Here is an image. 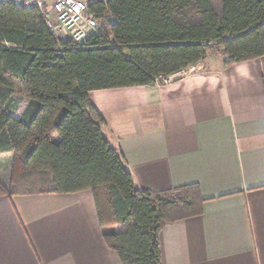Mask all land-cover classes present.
<instances>
[{"label":"trees","instance_id":"obj_1","mask_svg":"<svg viewBox=\"0 0 264 264\" xmlns=\"http://www.w3.org/2000/svg\"><path fill=\"white\" fill-rule=\"evenodd\" d=\"M88 12L103 28L78 43L39 9L0 6V196L90 190L121 263L162 264L163 228L206 199L198 184L137 187L91 92L156 83L216 51L227 65L264 56V0H91Z\"/></svg>","mask_w":264,"mask_h":264},{"label":"crops","instance_id":"obj_2","mask_svg":"<svg viewBox=\"0 0 264 264\" xmlns=\"http://www.w3.org/2000/svg\"><path fill=\"white\" fill-rule=\"evenodd\" d=\"M224 61L91 92L137 187L198 184L206 199L202 214L163 228L162 264H264V56ZM0 264L122 263L84 190L0 196Z\"/></svg>","mask_w":264,"mask_h":264},{"label":"built area","instance_id":"obj_3","mask_svg":"<svg viewBox=\"0 0 264 264\" xmlns=\"http://www.w3.org/2000/svg\"><path fill=\"white\" fill-rule=\"evenodd\" d=\"M91 0H0V6L11 4L19 9H39L46 16L48 26L61 38L86 43L102 31L101 21L88 12ZM192 65L172 75L156 78V83H169L173 76H187L194 72Z\"/></svg>","mask_w":264,"mask_h":264},{"label":"rangeland","instance_id":"obj_4","mask_svg":"<svg viewBox=\"0 0 264 264\" xmlns=\"http://www.w3.org/2000/svg\"><path fill=\"white\" fill-rule=\"evenodd\" d=\"M218 55L220 54V52H214L210 55ZM195 68H196V64H194ZM27 100L18 96H14V105L19 109V111H22L23 108L26 106L27 104ZM10 169V165H9V158L8 157H1L0 158V177L4 178L6 180V176L8 175Z\"/></svg>","mask_w":264,"mask_h":264}]
</instances>
